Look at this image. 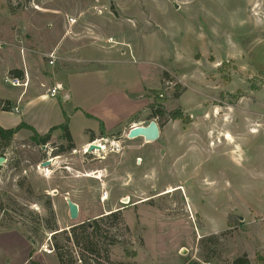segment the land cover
Listing matches in <instances>:
<instances>
[{
	"label": "rangeland",
	"instance_id": "374dc122",
	"mask_svg": "<svg viewBox=\"0 0 264 264\" xmlns=\"http://www.w3.org/2000/svg\"><path fill=\"white\" fill-rule=\"evenodd\" d=\"M0 100L1 127L68 120L76 148L60 129L0 144V264H59L57 243L92 264L61 232L98 218L71 220L66 197L121 212L100 221L96 264H264V0H0ZM151 121L156 142L127 138ZM93 137L107 150L85 156Z\"/></svg>",
	"mask_w": 264,
	"mask_h": 264
},
{
	"label": "trees",
	"instance_id": "16d2710c",
	"mask_svg": "<svg viewBox=\"0 0 264 264\" xmlns=\"http://www.w3.org/2000/svg\"><path fill=\"white\" fill-rule=\"evenodd\" d=\"M11 74H15V76H17L19 78L23 77V73L20 70L19 71L13 70V71H11ZM10 109H11V103L10 102H8V101L3 102L0 100V110H2L3 112H10ZM173 117L175 119L182 120L184 123L189 122L188 119L184 118L180 112H176ZM67 121L65 124L58 125L52 129H50L49 132L46 135H44L43 137L38 136L36 131L31 126H28L24 123H20L15 128H11V129H5V128L0 126V144H3L5 146H9L11 144V142L13 141L14 136L16 134H18V132L21 129L25 128V129H28L34 133L33 139L35 141H38L41 144L45 145L50 141L52 131L55 129H60L63 131V138L68 143H70L68 148H67V151L72 150L75 148V146H74L73 139H72L70 131H69ZM159 127H160V125H159ZM64 151H66V150L62 149L61 153ZM46 209L49 211L50 214H52L50 202L47 203ZM120 213H121L120 211H116V212L110 213L108 215H104L98 219H95L92 222V224L82 223V224L73 226L70 228L69 231L64 230L61 232V234L66 236V241L68 243H72L73 246L82 247V249L87 253V255L89 257H91L89 260H87L85 258V256H83L81 259H79L81 262H83V260H85V261L87 260V261L91 262L92 264H96V260H94V257L100 256V252H101L100 251L101 247L98 245V242L96 241L97 237H99L101 235L100 221H104L105 219H111L112 218L116 222L117 219L119 220ZM50 229L53 232H57L56 225H54ZM56 235H58V233L54 234V236H56ZM104 240H105V242L101 243L102 246L103 245H106V246L112 245L116 242L115 236H113V237L110 236V237L104 238ZM55 251L57 254L59 264H75L73 254H72V252H70L67 245L61 246L57 243V244H55ZM191 264H199V263L193 262ZM232 264H251V262L249 261V259L246 256H242V257H239L236 260H234Z\"/></svg>",
	"mask_w": 264,
	"mask_h": 264
},
{
	"label": "water",
	"instance_id": "95a60500",
	"mask_svg": "<svg viewBox=\"0 0 264 264\" xmlns=\"http://www.w3.org/2000/svg\"><path fill=\"white\" fill-rule=\"evenodd\" d=\"M161 135V130L159 124L156 121H151L147 126H134L132 127L128 134L127 138L129 140H135L137 138H142L145 143L150 144L156 142ZM101 148L96 145H91L88 148L89 152L97 151L100 152ZM6 162L4 158H0V166ZM51 166V161L47 160L41 163V167H49ZM68 214L71 220H76L79 216V208L78 206L70 199L66 198ZM123 203H128L129 199L125 198L122 200Z\"/></svg>",
	"mask_w": 264,
	"mask_h": 264
},
{
	"label": "built area",
	"instance_id": "2783aa9c",
	"mask_svg": "<svg viewBox=\"0 0 264 264\" xmlns=\"http://www.w3.org/2000/svg\"><path fill=\"white\" fill-rule=\"evenodd\" d=\"M67 22L70 26H73L76 24L77 20L74 18H68ZM55 61H56V57L54 56V54L48 55V64L50 66H53L55 64ZM4 82H5V84L10 85L11 87L22 88L24 91H26V89L29 86V81L27 80V78H25L23 80L19 77H15V76L5 77ZM58 92H59V88L54 87L53 89L48 91V94H49L50 98H56L58 96ZM12 110H13V108H12ZM14 110L16 113H18V108H14ZM101 142H102L101 140H97L95 142L88 144L87 147L89 148L93 144V145L99 146L102 151H105L106 150V144L101 143ZM95 153H97V151H95ZM48 168L49 167L43 168V170H48ZM107 197H108V193L106 192V193H104V195L102 196L101 199L104 200V199H107ZM44 252L51 254L52 250L48 249V247H45Z\"/></svg>",
	"mask_w": 264,
	"mask_h": 264
},
{
	"label": "crops",
	"instance_id": "0c3cea01",
	"mask_svg": "<svg viewBox=\"0 0 264 264\" xmlns=\"http://www.w3.org/2000/svg\"><path fill=\"white\" fill-rule=\"evenodd\" d=\"M21 72H22V71H21ZM26 78H27V80L29 81V84H30V79H29V77L27 76ZM21 79L24 80L25 78L22 77ZM41 86H42V83L40 82V87H41ZM24 94H25V93H23V94L21 95V97H23ZM21 97H20V98H21ZM9 101L11 102V106H13L12 101H11V100H9ZM19 101H20V100L18 99L17 102H19ZM15 108H17V107H15ZM90 143H92L91 140L89 141L88 144H90ZM88 144H86L84 147H87ZM84 147H82V148H84ZM66 198H69V197H66ZM66 198H65V200H66ZM71 198H72V197H71ZM71 198H70V199H71ZM71 200H72V201L78 206V208H79V216H80V217H82V218H98V217H100V216H103V214H101V215L91 216V215H90V211H89V214H88V215H87V214L84 215L83 213H84L85 210H84L83 206H81L77 201L73 200V198H72ZM66 204H67V202H66ZM114 211H116V210L114 209V210H110V211H108V212L106 211V212H105V215H107V214L110 213V212H114ZM86 212H87V211H86Z\"/></svg>",
	"mask_w": 264,
	"mask_h": 264
},
{
	"label": "flooded vegetation",
	"instance_id": "af4514ba",
	"mask_svg": "<svg viewBox=\"0 0 264 264\" xmlns=\"http://www.w3.org/2000/svg\"><path fill=\"white\" fill-rule=\"evenodd\" d=\"M100 140H103V142L106 144V140H104V139H100ZM91 141H92V142H95V141H97V138L93 137V138L91 139ZM75 149H76V148L72 149L71 151L73 152V151H75ZM106 150H107V144H106ZM106 150L103 151V152H106ZM67 152H69V151L63 152V154H66ZM63 154H62V155H63ZM83 154H84L85 156H91V155H95L96 153H95V151L89 152V151H88V147H84V148H83ZM100 160L105 161V160H106V157H102V158H100ZM64 169H65V168H64ZM107 199H108V197H107ZM107 199H105V201H106ZM103 202H104V200H102V203H103ZM128 203H129V202H128ZM122 204H126V203H123V202H122ZM116 211H119V210H116ZM116 211H114V212H116ZM110 213H113V212H110ZM110 213H108V214H110ZM108 214H107V215H108ZM91 216H94V215H91ZM100 217H102V216H100ZM98 218H99V217H98Z\"/></svg>",
	"mask_w": 264,
	"mask_h": 264
},
{
	"label": "bare ground",
	"instance_id": "6f19581e",
	"mask_svg": "<svg viewBox=\"0 0 264 264\" xmlns=\"http://www.w3.org/2000/svg\"><path fill=\"white\" fill-rule=\"evenodd\" d=\"M224 139H225L226 141H229L230 143H231V142L233 143L232 136L229 135V134H225ZM104 201H105V199H104Z\"/></svg>",
	"mask_w": 264,
	"mask_h": 264
}]
</instances>
